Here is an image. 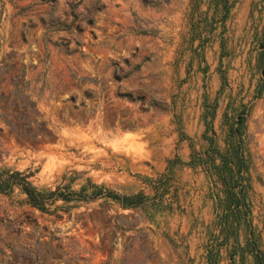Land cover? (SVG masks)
<instances>
[{
  "label": "rangeland",
  "instance_id": "obj_1",
  "mask_svg": "<svg viewBox=\"0 0 264 264\" xmlns=\"http://www.w3.org/2000/svg\"><path fill=\"white\" fill-rule=\"evenodd\" d=\"M263 37L264 0H0V170L57 193L37 207L0 191V264H208L209 137L240 139L232 262L257 264L243 238L264 251Z\"/></svg>",
  "mask_w": 264,
  "mask_h": 264
},
{
  "label": "trees",
  "instance_id": "obj_2",
  "mask_svg": "<svg viewBox=\"0 0 264 264\" xmlns=\"http://www.w3.org/2000/svg\"><path fill=\"white\" fill-rule=\"evenodd\" d=\"M264 38V37H263ZM261 50L259 52L260 72L264 78V41L261 43ZM212 115V114H211ZM241 123V117L238 115L236 124L233 128H229L230 133L237 131L240 133L238 127ZM208 147L203 152L207 155L201 162H206L207 167L213 168V173L216 174V179L219 182L220 194L217 196L215 219L213 223L216 227V232L212 236V241L206 249V259L208 264L217 263V255H219L220 245L228 244L231 251L229 252V263L233 264V252L237 244V233L240 226L245 223L243 214L245 213V203L243 200V193H241V186L237 187L241 180L240 169L243 162V157L240 152L239 138L234 143H227L223 148H219L213 142V138L209 137ZM209 149H212L216 156H208ZM215 157L217 162H215ZM201 156L193 150L190 154L188 163H194L201 160ZM27 174L19 170H0V191H10L13 185H17L24 193L25 199L37 207H43L42 202L44 197L50 195H57L56 189L49 190L44 193L35 188V186L26 178ZM111 197L115 198L122 206H132L142 203L143 194L134 193L124 195L119 193H111ZM219 238V241H216ZM243 246L251 253L254 261L257 264H264V251L257 247L256 236L250 230V235L245 234L243 238Z\"/></svg>",
  "mask_w": 264,
  "mask_h": 264
}]
</instances>
